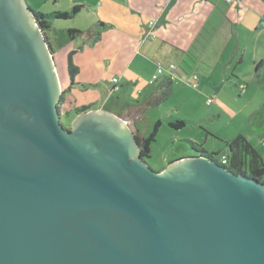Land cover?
<instances>
[{
    "label": "water",
    "instance_id": "95a60500",
    "mask_svg": "<svg viewBox=\"0 0 264 264\" xmlns=\"http://www.w3.org/2000/svg\"><path fill=\"white\" fill-rule=\"evenodd\" d=\"M52 49L0 0V264H264V182L201 153L157 171L108 109L62 123Z\"/></svg>",
    "mask_w": 264,
    "mask_h": 264
},
{
    "label": "crops",
    "instance_id": "0c3cea01",
    "mask_svg": "<svg viewBox=\"0 0 264 264\" xmlns=\"http://www.w3.org/2000/svg\"><path fill=\"white\" fill-rule=\"evenodd\" d=\"M93 6L90 15L105 27L99 41L90 37L71 49L78 68L70 89L74 93L70 95L71 107L108 109L143 136L136 122L138 109L118 110L115 101L109 103L114 93L124 90L130 94V88L134 90L140 84L143 86L138 94L157 88L165 76L152 86L149 81L158 64L174 63L180 75L198 74L197 89L203 88L217 101L223 100L222 93H241V97L255 99L249 118L262 108L264 0H96ZM205 27L213 36L194 62L187 52ZM186 60L190 66L183 65ZM114 77L119 78L118 91L114 89Z\"/></svg>",
    "mask_w": 264,
    "mask_h": 264
},
{
    "label": "rangeland",
    "instance_id": "374dc122",
    "mask_svg": "<svg viewBox=\"0 0 264 264\" xmlns=\"http://www.w3.org/2000/svg\"><path fill=\"white\" fill-rule=\"evenodd\" d=\"M26 1L33 10L44 14L59 11L71 12L74 5L86 3L87 8L85 11H81L69 19H50L51 29L47 31L53 45L52 49L55 51L53 56L61 87H66L68 90L66 93L67 102H64L63 106L65 104V111H68V109L71 111L76 106L71 107L70 104V95L74 94L70 89L74 85H72L69 78L68 54L83 40L91 38L89 36H78L75 40H72L69 38L68 30H92L91 36L97 35L101 28L95 22V17L90 15L96 0ZM180 71L182 72L181 68ZM142 86L140 84L134 90L130 88V94H125L124 90L120 93H114L109 105L115 101L118 110L131 111L138 109L136 122L140 133L144 137L149 136L160 121L156 139L151 145V157L147 159L153 169L160 171L172 161L199 154L196 148L193 147L192 142L203 144L206 151L218 152V157H221L223 154L228 153L225 142L239 134L245 135L264 159V140H262L264 137V119L258 116L249 118L250 111L255 107L251 104V101L254 102L255 99L251 100L250 97L243 94L241 97V93L231 95L222 93L223 102L214 100L209 105L207 102L208 92L203 88H194L182 80L173 82L170 94H167L165 89L160 87V84L157 85V88L153 86L143 94H138L137 90ZM225 91L229 92L230 89L225 88ZM263 91L260 92L261 97H264ZM117 94L120 100L117 99ZM263 105L261 104L260 107ZM72 118H67L64 115L62 123L68 127ZM177 121H184L185 125L181 128L173 127L171 123Z\"/></svg>",
    "mask_w": 264,
    "mask_h": 264
},
{
    "label": "trees",
    "instance_id": "16d2710c",
    "mask_svg": "<svg viewBox=\"0 0 264 264\" xmlns=\"http://www.w3.org/2000/svg\"><path fill=\"white\" fill-rule=\"evenodd\" d=\"M31 7V5H30ZM32 8V7H31ZM87 6L84 4H76L73 6L71 12H54L52 14H44L42 12H38L33 10L37 22L41 29L43 30L46 39L51 47L53 48V45L50 41V38L47 34V31L51 29V23L50 19H69L78 13H80L83 9H86ZM99 28L102 29V27H105V24L100 21L98 23ZM69 38L72 40H75L76 37H93V41L97 42L101 39L102 30H99L96 36L92 35V30L82 31L77 29H69L68 30ZM213 34L209 31L208 27H205L203 31L200 32L198 37L196 38L192 49L187 52L189 60H192L196 62L198 60V56L202 53L203 49L207 46V44L210 42L211 37ZM52 52L54 53L55 51ZM75 51L71 50L68 54V71L70 75V79L72 82V85L75 84V76L78 72V68L74 63V56ZM185 65L190 66V63L188 60L185 61ZM173 80L169 76L163 77V79L160 82V87L165 89V92L170 94L172 88H173ZM68 92L67 89H63L62 98L59 102V111L61 116L64 115L67 116V118H72L74 116H77L83 112H86L91 109V106H82L75 109H72L71 111H63L62 110V104L66 100V93ZM264 105L260 110L255 112L252 115V118H255L256 116L264 119ZM171 125L176 128H181L185 125L184 121H177L172 122ZM160 126V121L156 124L154 131L147 137L141 136L140 134L137 135V138L139 140L140 144V150H141V156L143 159L147 160L151 157V145L152 142L155 141L156 135L158 133ZM264 139V137H263ZM226 148L228 150L227 154H223L221 157H218V152H208L205 150V147L203 144H197L195 142H192V145L196 150L205 155L209 156L210 158L217 160L220 164L227 167L231 171H233L236 174L246 175L250 178L257 179L259 181L264 182V159L262 155L259 153V151L251 144V142L248 140V138L243 135L239 134L233 139L227 140L225 142ZM225 156L227 158V163H223L222 157Z\"/></svg>",
    "mask_w": 264,
    "mask_h": 264
},
{
    "label": "built area",
    "instance_id": "2783aa9c",
    "mask_svg": "<svg viewBox=\"0 0 264 264\" xmlns=\"http://www.w3.org/2000/svg\"><path fill=\"white\" fill-rule=\"evenodd\" d=\"M236 0H227V2H234ZM178 69H179V66L177 64H174V63H171L169 64L168 66H165L161 63L158 64L157 66V70L156 72L153 74L152 78L150 79L149 83L152 85L154 83H156L159 78L161 76H169L171 77V79L173 81H176V80H182L184 81L185 83H188L190 85H192L194 88H197L199 86V75L198 74H184V75H180L178 73ZM113 83H114V89L116 91H118L120 89V86H119V78L117 77H114L112 79ZM215 98L212 96V97H209L208 98V104H212L214 102ZM222 162L223 163H227V158L225 156L222 157Z\"/></svg>",
    "mask_w": 264,
    "mask_h": 264
},
{
    "label": "flooded vegetation",
    "instance_id": "af4514ba",
    "mask_svg": "<svg viewBox=\"0 0 264 264\" xmlns=\"http://www.w3.org/2000/svg\"><path fill=\"white\" fill-rule=\"evenodd\" d=\"M68 127H70V126H68Z\"/></svg>",
    "mask_w": 264,
    "mask_h": 264
}]
</instances>
